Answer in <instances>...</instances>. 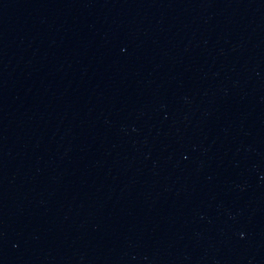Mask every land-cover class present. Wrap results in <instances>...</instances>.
<instances>
[{"label":"water","instance_id":"obj_1","mask_svg":"<svg viewBox=\"0 0 264 264\" xmlns=\"http://www.w3.org/2000/svg\"><path fill=\"white\" fill-rule=\"evenodd\" d=\"M0 264H264V0H0Z\"/></svg>","mask_w":264,"mask_h":264}]
</instances>
